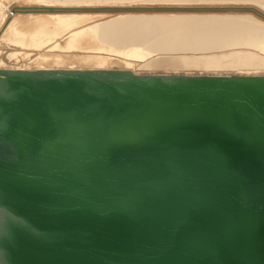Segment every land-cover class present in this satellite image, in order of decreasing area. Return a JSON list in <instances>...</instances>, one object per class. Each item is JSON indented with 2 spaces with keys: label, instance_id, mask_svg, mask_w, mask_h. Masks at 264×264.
Here are the masks:
<instances>
[{
  "label": "water",
  "instance_id": "obj_1",
  "mask_svg": "<svg viewBox=\"0 0 264 264\" xmlns=\"http://www.w3.org/2000/svg\"><path fill=\"white\" fill-rule=\"evenodd\" d=\"M0 264H264V74L0 67Z\"/></svg>",
  "mask_w": 264,
  "mask_h": 264
},
{
  "label": "bare ground",
  "instance_id": "obj_2",
  "mask_svg": "<svg viewBox=\"0 0 264 264\" xmlns=\"http://www.w3.org/2000/svg\"><path fill=\"white\" fill-rule=\"evenodd\" d=\"M1 31L15 51L50 50L0 67L264 74V0H0Z\"/></svg>",
  "mask_w": 264,
  "mask_h": 264
},
{
  "label": "rangeland",
  "instance_id": "obj_3",
  "mask_svg": "<svg viewBox=\"0 0 264 264\" xmlns=\"http://www.w3.org/2000/svg\"><path fill=\"white\" fill-rule=\"evenodd\" d=\"M239 4L241 5V3H234V5H239ZM242 5H244V4H242ZM9 11H10V12H7V15H9V17H10V16H14L13 13L11 12L12 9H10ZM241 12H244V11H241ZM23 13H24V12H23ZM10 18H12V17H10ZM3 31H4V30H3ZM3 31H1V35H0V36H1V37H0V38H1V45H0V54H1V56H0V58L2 57L1 59H2L4 62H5V60H8V59H6V58L10 57L9 61L12 60V63H13V64H14V63H16V64H20V62H21V64H22V61H23V63L25 62L24 64L27 63V65L34 66V64L36 63V61H37V60H40V59H41V56L44 55V53H47V52L50 50V48H49V49L44 50V51L41 50L42 52H40V50H37L35 47H33V49H29V52H30V53H27V52H28V51H27L28 48H23V49L20 48L19 51H18V50L15 51V50L13 49V46H10V48H9V47H6V44H5L4 40H2V39L5 38V37L3 38V36H2L3 33H4ZM2 32H3V33H2ZM2 41H3V42H2ZM5 41H7V40H5ZM4 47H5V48H4ZM10 49H11V50H10ZM12 49L15 51V52H14V55L12 54V53H13V50H12ZM30 50H32L33 52L30 51ZM8 51H9V52H8ZM20 51H21V54H20ZM37 51H38V53H37ZM1 52H2V53H1ZM16 52H17V53L19 52L21 58L18 56L19 54H17ZM22 52H23V53H22ZM25 52L28 54V56H27V55H24ZM65 52H66L67 54H66V53H63L62 56H65V55H66V56H71V54H70L71 52H69V51H65ZM8 53H9L10 55H9ZM34 53H35L37 56H36ZM29 54H32V55H29ZM38 54H39V55H38ZM55 54H56V55H61V54H58V53H54V55H55ZM11 55L15 57L16 62H15V59H13ZM40 55H41V56H40ZM16 56H17V57H16ZM25 56H26V57H25ZM34 56H35V57H34ZM31 57H32V58H31ZM38 57H39L40 59H39ZM79 57H80V56H79ZM11 58H12V59H11ZM17 58L20 59V61H19ZM27 58H28V59H27ZM29 58H30V59H29ZM34 58H37V59L35 60ZM23 59L26 60V61H24ZM29 60H30V61H29ZM17 62H18V63H17ZM28 62H29L30 64H29ZM32 62H33V63H32ZM31 63H32V64H31ZM6 67H7V66H6ZM10 68H11V67H10Z\"/></svg>",
  "mask_w": 264,
  "mask_h": 264
}]
</instances>
